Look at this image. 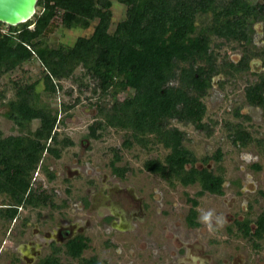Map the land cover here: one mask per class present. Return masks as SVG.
Masks as SVG:
<instances>
[{
	"label": "trees",
	"instance_id": "obj_1",
	"mask_svg": "<svg viewBox=\"0 0 264 264\" xmlns=\"http://www.w3.org/2000/svg\"><path fill=\"white\" fill-rule=\"evenodd\" d=\"M112 4L122 5L125 15L110 30ZM258 21L264 22V0H37L35 13L28 21L16 26L0 22V79L36 60L41 67L43 92L51 95L59 81L70 80L80 68L82 77L93 81V93L101 100L110 99L109 104L98 106L99 119L89 126L91 137H98L97 129L110 127L128 133L124 146H130L131 141L142 147L150 142L160 144L167 154L162 161L145 160L144 170L169 184L173 180L183 186L197 183L198 195L222 194V176L206 167L199 170L193 166L196 160L182 144L184 133L170 126V121L197 129L205 127L202 99L213 78L245 72L253 57L262 56L248 47L252 26ZM59 25L82 30L92 26V32L78 37L71 46L50 47L44 38ZM213 38L242 43L244 53L237 62L217 63L210 49ZM258 78L246 86L244 96L249 105L264 109V75ZM73 82L79 89L87 86L79 79ZM37 84H19L17 79H9L7 86L14 91L13 96L0 102L7 109L5 116L18 128L38 122L26 134L3 137L0 133V196L4 199L0 222L12 221L19 208L54 206L50 196L32 187L33 174L43 152L59 158L60 150L54 145H72L68 138L57 140L56 110L41 101ZM123 91L129 93L119 99ZM1 95L4 96L0 91ZM231 130L234 144H262L239 123ZM210 158L216 162L220 155L217 152ZM117 160L120 157L113 150L111 171L123 176L125 168L115 166ZM187 164L191 167L185 169ZM46 175L53 178L47 171ZM193 218L195 212L190 210L188 223L196 224ZM257 224L252 234L255 237L264 228V213L258 216ZM243 228V234L249 235L247 224ZM87 242L83 236L69 240L64 245L65 255L80 264H101L95 257L81 258ZM60 250L53 248L52 255L40 264H62L54 256Z\"/></svg>",
	"mask_w": 264,
	"mask_h": 264
},
{
	"label": "rangeland",
	"instance_id": "obj_2",
	"mask_svg": "<svg viewBox=\"0 0 264 264\" xmlns=\"http://www.w3.org/2000/svg\"><path fill=\"white\" fill-rule=\"evenodd\" d=\"M111 13L110 30L124 17L125 8L120 4H112ZM262 27L261 23L252 26L251 45L248 47L263 56L250 60L251 70L229 76L218 74L213 79L207 95L202 99L205 105L202 123L205 127L197 129L191 124L170 121V126L184 133L182 144L193 154L199 168L203 167L202 160L219 153V161L205 159V166L222 176V194L204 192L198 195L200 186L197 183L183 186L178 180H173L169 184L158 175L144 170L142 164L145 160L162 161L167 154L168 150L160 144L150 142L142 147L131 141L130 146H124L123 140L128 137V133L110 127L97 129L98 137H91L89 126L99 119L98 106L109 104L110 99L101 100L97 93H93V81L82 77L80 68L75 70L70 80L59 81L56 91L51 95L43 92L41 67L36 60L24 63L13 74L2 76L0 91L4 96H0V102L13 96L14 91L7 86L9 79H17L19 84L38 82L36 90L41 94V101L57 113V140L68 138L72 141V145L65 147L54 145L60 150L59 158L43 152L37 167L39 170L36 172V169L33 174L32 187L50 196L54 206L22 208L18 219L28 223L23 225L26 228L22 229L23 236L28 239L36 227L47 235L44 240H37L42 244L49 241L48 234L54 232L56 227L76 224L89 239L81 258L95 257L101 264H172V261L173 264H264V236L256 239L244 235L237 223L246 222L253 228V221L264 210V109L249 105L244 96L246 86L256 82L253 70L256 67V71H261L263 67ZM91 32L92 26L82 30L65 29L59 25L44 40L50 47L71 46L78 37L89 36ZM210 49L217 63L223 60L236 62L244 53L245 45L213 38ZM73 79H79L87 86L79 89ZM128 93L120 92L118 98L123 99ZM6 110L4 104H0V133L3 137L26 134L37 127L38 122L34 120L25 128H18L5 116ZM235 112L247 118L236 116ZM237 123L254 140H261L262 144L254 141L245 146L234 144L231 129ZM113 150L120 157V160L115 161V166L125 168L123 176L111 173L109 164ZM189 166L187 164L185 169ZM46 171L55 176L48 178ZM103 175L108 177V186L127 188L125 193L130 194L131 199L134 198V201L131 200L135 206L133 210L139 209L142 217L147 218L143 219L145 224H140L141 232L137 239L143 245L148 244L149 249H138L133 244L129 245V242L114 243L110 238L113 233L97 227L92 215L89 217L93 225L89 228L82 226L86 218L83 216L86 212L80 209L81 202L85 200L83 191L91 179L97 187ZM2 200L0 196V205ZM191 200L196 204L193 205ZM77 208L79 210H74ZM130 210L132 208L128 207L125 213ZM190 210L195 212L192 220L196 224L187 221ZM207 212L213 213L211 227L201 220V216ZM129 221L132 224L137 220L130 218ZM6 231L0 223V247L6 249L1 252L0 264H19V256L10 251L12 241L19 239ZM132 235L129 233L127 237L131 238ZM54 242L61 249L54 255L59 263L80 264L62 253L63 246L58 238ZM50 253L51 250L46 247L42 254ZM137 256H142V261H137ZM22 260L23 264H35V261Z\"/></svg>",
	"mask_w": 264,
	"mask_h": 264
},
{
	"label": "flooded vegetation",
	"instance_id": "obj_3",
	"mask_svg": "<svg viewBox=\"0 0 264 264\" xmlns=\"http://www.w3.org/2000/svg\"><path fill=\"white\" fill-rule=\"evenodd\" d=\"M257 23L263 24L262 40L264 42V39H263V37H264V22L258 21L255 24H257ZM256 58H260V57L256 56ZM262 64H263V67L261 68L262 69L261 71H263V69H264V59H263ZM249 67H250V62H249ZM256 69L257 68L255 67V69L253 70V74L256 75V77H257L256 81H258V79H259L258 75H261V74L264 75V72L256 71ZM249 70H251V68ZM240 117H242V115ZM201 164L203 165V167L199 168V166L197 165V162L195 161L193 166L199 170L206 167L205 166L206 164H204L203 162H201ZM190 167H191V165L189 166V168ZM206 168L208 169V167H206ZM38 170H39V168H37L36 172ZM110 170H111V167H110ZM111 173L114 176L116 175L112 171H111ZM123 175H124V173H123ZM54 176L55 175L53 174V177ZM107 180H108V177H106V175H103V177L100 179V183L98 184L97 187L94 186L95 181H93L92 179L88 182L89 186L85 187V190L83 191L84 192L83 197L85 198V200H83V203L81 202V204H80V209H83L86 212V214H83V216H85L86 218L83 219L82 226L84 228H89V226L91 227L93 225V223H91V221H90L91 219L89 217L90 215H92L93 217H95L94 223H97V227H100L103 231L108 230L109 232L113 233L110 236V238L113 240L114 243H117V244H125L126 243L127 244L129 242V245L133 244V245H135V247H139L138 249L144 248V247H145V249H149V245L147 243H146L147 245H143L142 242L140 243V239H137V235H139V233L141 232L140 224H145V221H143V219H147V218L142 217V215L140 214L141 211L139 209L133 210V207L135 208L134 203L132 202V201H134V198L131 199L130 194L127 195L125 193V191H128L127 188L119 187V186H115V185L108 186ZM222 187H223V183H222ZM53 205H54V203H53ZM0 207H2V205H0ZM128 207H131L133 211L130 210V212L125 213V211ZM20 210H22V208L19 209L18 216L13 218L12 221L0 222L2 224V226L5 228V230H7L6 232H8V234L13 233L19 239L16 242L12 241V244L10 247V251L12 250L15 254H17L19 256V264H23L22 259H26L29 262L32 261V263L35 261V264H40V262L45 257L52 255L53 248H59V246L55 245V242H54L56 238H58L60 240L59 243H61L60 245L63 246L62 253H64V254H65L64 245L69 240H71L77 236H83V237L87 238L84 235V233L82 232V230L80 228H77L78 225H76V224L73 225L72 223H70V224H68L67 227H62V226H59L58 228L56 227V230L54 232L52 231L51 233L48 234L47 238L49 239V241L46 243L42 242V244L40 242L38 245L37 240H39L40 238H43V240H44L47 235L44 233H41L40 229H38L34 226L35 227L34 229H32L33 227L30 228V229H32V231L29 234L30 237L28 239H26V237L23 236V234L21 232L23 230H26V228H24L23 225L25 224V226H26L28 223L27 222L24 223V220L22 221V219H20V220L18 219L19 214H20ZM74 210H79V209L77 208ZM262 213H264V210H262L258 214V216ZM258 216L253 221V225H254L253 228L251 226H249V224H247L246 222H243V223L237 222V221L236 222L239 224L242 232H244V230H245L243 228L244 223L247 224L248 228L250 227L251 231H252V233L250 234V229H249V235L252 237H255L252 234L255 233L256 229L259 226L257 224ZM130 218L136 219L137 221L135 223L131 224L129 221ZM73 230H75L74 234H73ZM145 232L148 234L149 231H143V233H145ZM129 233L133 234L131 238L127 237V236H129ZM260 233H261V235L259 237H256V239H261L264 236V228L261 230ZM12 240H15V238H12ZM23 240H25V242H22ZM87 240L89 241L88 238H87ZM62 246H60V247H62ZM46 247H49V249L51 250L50 254H42L44 251V248H46ZM2 250H6V249H3V247L1 246L0 247V255H2L1 254ZM138 254H142V252L141 253L138 252ZM142 258H143L142 256H137L136 260L142 261ZM130 260H132V259H130ZM172 264H173V261H172Z\"/></svg>",
	"mask_w": 264,
	"mask_h": 264
},
{
	"label": "water",
	"instance_id": "obj_4",
	"mask_svg": "<svg viewBox=\"0 0 264 264\" xmlns=\"http://www.w3.org/2000/svg\"><path fill=\"white\" fill-rule=\"evenodd\" d=\"M37 0H0V22L16 26L28 21L35 13Z\"/></svg>",
	"mask_w": 264,
	"mask_h": 264
},
{
	"label": "clouds",
	"instance_id": "obj_5",
	"mask_svg": "<svg viewBox=\"0 0 264 264\" xmlns=\"http://www.w3.org/2000/svg\"><path fill=\"white\" fill-rule=\"evenodd\" d=\"M20 209V208H19ZM213 216V213L212 212H207V213H204L202 216H201V220L205 223H208V226L211 227V218ZM217 221L219 222V218H217Z\"/></svg>",
	"mask_w": 264,
	"mask_h": 264
},
{
	"label": "crops",
	"instance_id": "obj_6",
	"mask_svg": "<svg viewBox=\"0 0 264 264\" xmlns=\"http://www.w3.org/2000/svg\"><path fill=\"white\" fill-rule=\"evenodd\" d=\"M40 241H37V244L39 245Z\"/></svg>",
	"mask_w": 264,
	"mask_h": 264
}]
</instances>
